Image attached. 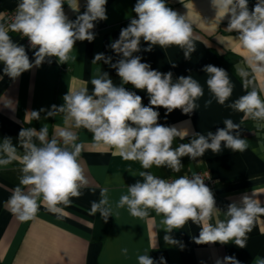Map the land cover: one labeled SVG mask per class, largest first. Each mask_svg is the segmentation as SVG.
<instances>
[{
	"label": "clouds",
	"instance_id": "9594fccd",
	"mask_svg": "<svg viewBox=\"0 0 264 264\" xmlns=\"http://www.w3.org/2000/svg\"><path fill=\"white\" fill-rule=\"evenodd\" d=\"M108 0H86V10L80 13L79 0H19L16 13L9 24L0 23V64L3 73L15 80L22 73L51 63L53 57L60 64L76 59L71 53L77 41L92 42L95 39L94 22L107 20ZM76 13L70 20L64 11V4ZM220 20L228 19L226 30L236 34L247 70L239 73L245 94L228 104L233 111L244 113L245 118L264 121V0H256L250 9L249 0H211ZM136 14L127 27L120 30L118 39L109 47L121 58L112 62L111 56L97 53L95 64L103 61L116 70L121 83L116 85L105 71H97L91 80L93 91L86 87L64 95V104L54 110L64 113L65 121H71L75 128H83L92 134L96 144L115 149L125 161H138L145 171L138 175L143 181L128 186L122 194L117 208H127L130 215L145 218L149 210L161 217L160 223L167 233L182 229L189 221L200 226L197 244L234 241L238 248H245L247 233L252 230L258 216L264 215V205L256 199L257 191L244 193L239 201H233L223 212L225 219L217 217L213 192L199 174L182 175L175 179H163L148 171L153 166L167 167L180 172L181 158L192 160L202 157L207 150L219 154L224 147L233 152L248 148L247 140L240 135V124L232 119L223 121L225 127L215 133L196 132L189 143L173 148V141L183 140L189 133L176 126L159 123L157 108L166 110L165 116L176 109L191 115L198 109L197 101L204 96V87L193 76L181 75L173 78L171 71L162 73L153 70L150 64L141 62L134 53L141 51V40L147 43L144 51L153 46L162 49L177 46L183 50L184 58L190 59L196 50L193 28L185 15L167 6L166 0H137L133 8ZM19 33L29 41L34 51V62L30 61L23 45L16 43L9 32ZM172 67H176L173 62ZM206 85L212 98L224 105L233 93L234 85L228 72L212 64L205 65ZM2 78V77H0ZM146 91L149 103L145 106L142 97L125 85ZM212 99L206 101L210 106ZM39 119L38 112H32ZM39 140L37 145L33 137ZM25 152L20 160L21 176L8 202L9 211L21 222L33 219L41 204L53 214L62 212L60 205H69L71 198L81 195L80 189L87 184L80 162L81 145L78 137L70 130L58 133L59 139H48L44 126L37 135L34 129H22L18 136ZM15 147L11 138L5 137L0 144V166H7L15 158ZM136 175L135 173H132ZM108 189L101 190L99 202H92L90 214L99 213L104 221L112 215ZM164 240L177 244L170 235ZM183 248V245H180ZM127 254V249L122 250ZM138 264H157L149 254L137 256ZM158 264H166L160 257ZM215 264H241L235 256L217 259ZM255 264H264V258L256 257Z\"/></svg>",
	"mask_w": 264,
	"mask_h": 264
},
{
	"label": "crops",
	"instance_id": "0c3cea01",
	"mask_svg": "<svg viewBox=\"0 0 264 264\" xmlns=\"http://www.w3.org/2000/svg\"><path fill=\"white\" fill-rule=\"evenodd\" d=\"M137 0H108L106 14L108 19L94 22L100 31L95 39L77 41L71 53L76 59L60 64L55 57L51 63L44 62L39 67L22 73L13 80L3 73L0 64V144L5 137L11 138L15 147V158L7 166H0V264H138L137 256L149 254L159 262L164 257L166 264H215L217 259L235 256L241 264H255L256 257L264 258V215L254 221L252 230L247 233L245 248H238L234 241L228 244H197L193 237H198L200 226L189 221L182 229L167 233L160 223L161 217L152 210L145 218L133 217L127 208L116 205L127 188L143 178L138 175L145 171L138 161H125L119 153L92 140V134L83 128H75L71 121H65V114L54 110L53 106L64 104L63 97L71 91L86 87L89 94L93 91L91 80L97 71L107 72L113 83L121 81L116 70L103 61L93 63L97 53L111 56L112 62L121 57L112 51L109 45L118 39L120 30L127 27ZM19 0H0V23L4 21V12L17 7ZM80 13L86 10V0H79ZM256 0H249L251 9ZM166 4L180 15H185L193 28L196 50L190 59L184 58L183 50L177 46L162 49L153 46L151 51H144L147 43L141 40V51L134 53L142 58L141 62L150 64L153 70L167 73L173 78L181 75L193 76L204 87V96L197 104L198 109L191 115L183 114L176 109L167 116L162 107L159 111V123L176 126L178 130H187L188 135L181 140L173 141V148L181 143H189L192 134L208 131L216 132L224 128L223 121L232 119L240 124V135L247 140L248 148L243 152H233L222 144V151L213 154L207 150L202 157L192 160L181 158L183 167L180 172H173L167 167L153 166L148 171L160 178L179 177L188 172L208 170L214 180L213 194L216 206L220 210L217 217L225 219L223 214L233 201H239L242 194L257 191L256 199L264 205V121H253L245 118L244 113L233 111L228 107L245 94L241 71L247 70L235 33L226 30L228 17H216V10L211 0H166ZM65 14L75 20L79 13L74 12L67 3ZM12 39L20 44V38L9 32ZM25 47V46H24ZM30 61L34 62V51L25 47ZM176 67H172V63ZM212 64L228 72L234 85L232 96L224 105L218 104L209 92L203 72L205 65ZM130 91L140 95L142 103L147 106L149 97L146 91L125 85ZM212 99L210 106L206 101ZM264 99V95H262ZM39 113V119L32 112ZM48 130V139L62 130H70L77 135L81 145L80 162L87 184L80 189L78 198H71L67 206L60 205L62 212L53 214L41 204L36 216L21 222L13 215L7 202L19 184L21 176L20 160L25 152L20 140L22 129H34L37 135L44 127ZM39 145V140L33 137ZM0 158H6L0 153ZM135 173L136 175H133ZM108 189L112 215L107 221L96 213L90 214L92 202H99L101 190ZM170 235L177 244L165 242L164 236ZM183 245V248L180 245ZM127 249V254L123 253Z\"/></svg>",
	"mask_w": 264,
	"mask_h": 264
},
{
	"label": "built area",
	"instance_id": "2783aa9c",
	"mask_svg": "<svg viewBox=\"0 0 264 264\" xmlns=\"http://www.w3.org/2000/svg\"><path fill=\"white\" fill-rule=\"evenodd\" d=\"M16 9H17V7H14L12 9L6 10L4 12V21H3L4 24H9L12 21L14 15L16 13ZM92 31L94 32V34L95 33H98L100 31L99 26H97V24H95L94 29ZM11 33L17 35L20 38L21 44L23 46L29 48L32 51H35V50L31 49L30 44H29V41H28V39L26 37H22L19 33H16V32H11ZM194 173L201 175V177L204 179V183L213 192L214 180H213L211 174L209 173V171L208 170H198L196 172H188V173H186L184 175L191 176ZM175 178H178V177H170L169 176V177H166V178H163V179H169L170 180V179H175Z\"/></svg>",
	"mask_w": 264,
	"mask_h": 264
}]
</instances>
